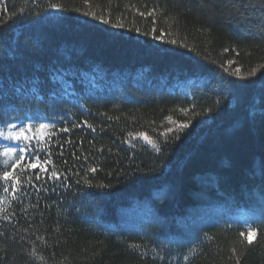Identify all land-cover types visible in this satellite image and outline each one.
Returning <instances> with one entry per match:
<instances>
[{
  "label": "trees",
  "instance_id": "1",
  "mask_svg": "<svg viewBox=\"0 0 264 264\" xmlns=\"http://www.w3.org/2000/svg\"><path fill=\"white\" fill-rule=\"evenodd\" d=\"M12 13L0 24V125L55 124L40 159L61 179L18 169L15 199L0 181V264H264V223L250 221L249 246L237 222L264 215V0H0V19ZM153 18L156 35L188 48L143 35ZM169 116L192 121L178 140L160 135Z\"/></svg>",
  "mask_w": 264,
  "mask_h": 264
},
{
  "label": "snow or ice",
  "instance_id": "2",
  "mask_svg": "<svg viewBox=\"0 0 264 264\" xmlns=\"http://www.w3.org/2000/svg\"><path fill=\"white\" fill-rule=\"evenodd\" d=\"M27 2V0H26ZM37 0H31L32 4H36ZM88 0H85V3H87ZM47 8L54 9L57 11H65L63 5L59 3H49L47 5ZM25 9L21 8L20 11L23 12ZM77 12H80L79 8L74 9ZM155 10L150 11L149 13H140L141 16H153L154 17ZM17 15V13H12L10 17H5L3 19H0V24H5L9 19ZM85 16H89L95 19L100 20L101 22L108 24L110 23V19L104 15L97 16L95 11H88L83 13ZM156 21L155 18H153V28L151 33L144 32L143 35H149L151 34L153 39L160 41L161 43H169L172 45H178L180 47L188 48V45L183 43H178L176 39L172 40H165L164 37L166 35H170V33H166L163 29H160V35H156V27H155ZM115 28H123L124 24L122 22H118L111 25ZM131 30V29H129ZM135 31L137 33H140L141 30L139 28H136ZM189 51H194V49L189 48ZM229 51L228 48L224 49V52L227 53ZM228 65H232L233 61H227ZM219 67L223 70V72L228 73L230 76H234L238 79H248L249 77L255 75L256 69H253L252 71L248 73H242L240 67H235L234 70L229 72V68L225 67L223 64L219 65ZM261 68H264V65L260 66ZM181 112H187L188 109L182 108L180 109ZM211 111L210 108L204 109V113H207ZM203 115V113H201ZM168 121H170L174 127H166L160 135L164 136L165 140L167 141L170 134L176 133L174 135L175 139H180V135L178 134L180 130L187 129L189 125L191 124V120H186L184 122H177L172 120V117H166ZM87 123V122H85ZM55 124L46 122L43 118L40 117H34V116H27L26 119L21 120L19 123H11L6 122L3 127H0V139H4L6 141H11L15 143L17 146L13 147L10 145H0V166H3L2 169H0V181L3 182V192L5 194H9L11 190V195L15 199L17 198V192L22 187L21 185V175H17V170L20 169L21 174L25 170H34L39 168L40 171L46 172L48 179L50 180H56L59 181L61 179L60 173L53 169L50 172L47 169V165L51 164V159H45L41 162L40 159V153L44 149V144L47 140H49L52 136H54L56 133L53 131L55 129ZM73 127H76V125H73ZM91 127V125H89ZM61 132H68V128H62L59 129ZM128 136L132 139L136 138H142L144 141H146L148 144H150L153 148H156L159 150L158 145L153 140V138L149 135H147L145 132H137V133H128ZM33 141H35L36 147H33ZM131 143V140L127 141ZM33 153H35L33 155ZM28 161L26 164H24L23 168H20V165L24 161ZM10 165V170H9ZM96 168H89L87 172H95ZM31 176L28 177V181H31ZM36 179H40L39 174L36 175ZM83 184L91 187L92 182L87 178V173L85 174V177L82 178ZM77 183H80L78 181ZM95 187H101V188H107L111 187V185L107 184H97ZM6 196H0V203L4 202L6 200ZM3 209H0L2 211ZM5 221L10 220V216L5 215L3 217ZM252 220H258L260 223H264V215H257V214H246V218L239 219L237 222L241 223L246 226V232L240 231L238 236L240 238L239 243L241 245L244 244V242H247V245L251 246L258 238V229L252 227L250 221ZM206 239H212L211 236L208 234H205ZM42 239V238H41ZM128 248L130 249H140L141 245L138 243H130L128 245ZM197 251V247L193 246L191 249H189L190 254H195ZM233 255L236 254V249L233 247L231 249ZM31 255L35 256L36 253L33 251ZM143 256V253H141ZM38 259L43 260V257H37ZM184 261L189 260V255H185L183 257ZM236 264H240V256H235Z\"/></svg>",
  "mask_w": 264,
  "mask_h": 264
},
{
  "label": "rangeland",
  "instance_id": "3",
  "mask_svg": "<svg viewBox=\"0 0 264 264\" xmlns=\"http://www.w3.org/2000/svg\"><path fill=\"white\" fill-rule=\"evenodd\" d=\"M21 120H19V121H17V123H19ZM12 123H16V122H12ZM4 125H0V127H3ZM137 140H142V141H144L142 138H136ZM144 142H146V141H144ZM147 143V142H146ZM0 145H10V146H13V147H16L17 145L15 144V143H13V142H11V141H6V140H4V139H0ZM0 159H2V158H0ZM10 166V165H9ZM3 166H0V168H2ZM0 196H4L3 194H1ZM3 203V202H2ZM2 203H0V207H1V205H2Z\"/></svg>",
  "mask_w": 264,
  "mask_h": 264
}]
</instances>
